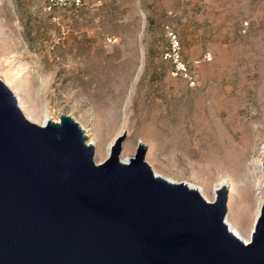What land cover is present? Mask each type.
Segmentation results:
<instances>
[{
    "label": "rangeland",
    "instance_id": "374dc122",
    "mask_svg": "<svg viewBox=\"0 0 264 264\" xmlns=\"http://www.w3.org/2000/svg\"><path fill=\"white\" fill-rule=\"evenodd\" d=\"M178 41V46L174 47ZM0 77L40 124L76 120L110 157L146 161L251 239L264 202V0H0Z\"/></svg>",
    "mask_w": 264,
    "mask_h": 264
},
{
    "label": "water",
    "instance_id": "95a60500",
    "mask_svg": "<svg viewBox=\"0 0 264 264\" xmlns=\"http://www.w3.org/2000/svg\"><path fill=\"white\" fill-rule=\"evenodd\" d=\"M125 137L97 163L73 117L31 121L0 77V264H264V202L246 242L226 186L209 201L157 174L142 142L123 161Z\"/></svg>",
    "mask_w": 264,
    "mask_h": 264
},
{
    "label": "bare ground",
    "instance_id": "6f19581e",
    "mask_svg": "<svg viewBox=\"0 0 264 264\" xmlns=\"http://www.w3.org/2000/svg\"><path fill=\"white\" fill-rule=\"evenodd\" d=\"M4 82H5V81H4ZM5 83L9 86V84H8L7 81H6ZM17 99H18L19 106L21 107V109H22L23 112H24V107H25V106H23V104H22V102H21V100H20L19 98H17ZM48 121H49V119L46 118V119H44L40 124H41V125H45ZM90 144H92V143H90ZM129 160H130V158H126V159H124L123 161L128 162ZM169 180H171V179H169ZM189 186H190V187H193V188H196V189H198V190H200L199 188H197V187H195V186H193V185H191V184H190ZM200 192H202V190H200ZM202 193H203V192H202ZM203 195L205 196V198H206L207 200L211 201L209 197H207L205 194H203ZM226 221H227V223H228V225H229L231 231H233L236 235H238V236H239L240 238H242L244 241H246V242L250 241V238L246 237L245 234H243V233L239 230V228H238L236 225H234L232 222H230L229 219L226 218Z\"/></svg>",
    "mask_w": 264,
    "mask_h": 264
},
{
    "label": "built area",
    "instance_id": "2783aa9c",
    "mask_svg": "<svg viewBox=\"0 0 264 264\" xmlns=\"http://www.w3.org/2000/svg\"><path fill=\"white\" fill-rule=\"evenodd\" d=\"M174 43H176V44H174L175 45L174 47L178 46V41L177 40H175Z\"/></svg>",
    "mask_w": 264,
    "mask_h": 264
}]
</instances>
